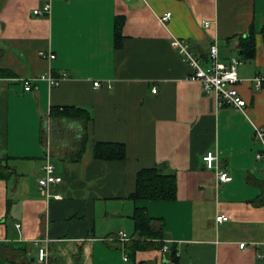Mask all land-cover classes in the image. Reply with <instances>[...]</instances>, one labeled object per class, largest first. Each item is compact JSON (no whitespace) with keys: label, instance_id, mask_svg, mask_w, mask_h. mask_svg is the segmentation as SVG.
<instances>
[{"label":"crops","instance_id":"obj_1","mask_svg":"<svg viewBox=\"0 0 264 264\" xmlns=\"http://www.w3.org/2000/svg\"><path fill=\"white\" fill-rule=\"evenodd\" d=\"M45 1L0 0V264H36L34 241L46 239L50 264H264V161L254 139L264 88L253 84L264 75V0H53L49 16H36ZM252 27L255 57L238 69L247 108L219 107L190 80L173 37L209 71L211 46L228 64ZM77 109L92 117L80 162ZM97 143L124 145L126 158L96 159ZM208 152L232 182L205 168ZM48 156L62 178L50 198L38 184ZM155 167L176 174L177 199L134 202L138 173ZM136 207L159 220L162 240H141ZM222 213L229 220L217 224ZM137 241L148 246L136 250Z\"/></svg>","mask_w":264,"mask_h":264},{"label":"built area","instance_id":"obj_2","mask_svg":"<svg viewBox=\"0 0 264 264\" xmlns=\"http://www.w3.org/2000/svg\"><path fill=\"white\" fill-rule=\"evenodd\" d=\"M52 1L46 0L43 7L39 10L34 11L36 16L46 17L51 14ZM131 1V0H128ZM171 13L167 14L161 19L162 23H166L171 19ZM206 27L209 25L206 24ZM173 48L177 51L182 60L190 67L192 70V75L190 77L191 81L198 82L202 85L203 91L205 93H212L215 95L217 104L219 107H233L242 112L247 108V102L242 98L237 86L242 80L238 76V69L243 64V61L238 57H233L230 59L228 64H223L220 62L219 47L217 44H213L210 48V63L211 68L206 71L202 66V61L197 57L188 46L187 42L174 38L172 41ZM41 58L47 60H54L55 55L53 53H40ZM62 79L51 80L52 84L59 85ZM26 91H31L32 85L31 81L24 80ZM253 84L256 89L264 88V75L257 76L253 79ZM100 83H95V87H99ZM156 94L157 90H153ZM254 139L256 142L261 144L262 150L256 155L257 161H264V129L255 127L254 128ZM203 162L207 170L214 171L217 180L220 183H230L233 178L229 173L223 169L219 162V156L215 152H208L204 158ZM43 177L38 180L40 192L50 198L52 195L51 187L53 185L60 184L62 178L55 175V167L51 162L50 156L46 158L45 164L43 166ZM56 198H61V196H55ZM229 220L227 214H220L216 218L217 224H223ZM121 240H129L125 233H121ZM45 243V247L42 244ZM49 240H36L34 241L35 247L38 249V259L36 264H50L49 262ZM241 249L247 247L246 243L240 245ZM168 248H165L167 250ZM127 260V259H126Z\"/></svg>","mask_w":264,"mask_h":264},{"label":"trees","instance_id":"obj_3","mask_svg":"<svg viewBox=\"0 0 264 264\" xmlns=\"http://www.w3.org/2000/svg\"><path fill=\"white\" fill-rule=\"evenodd\" d=\"M264 40V27L261 30ZM256 31L251 28L250 34L240 40L238 47V56L242 61L253 59L256 53L255 47ZM76 120L83 125L84 134L81 137L76 150L72 156V160L80 162L87 150L88 146V127L92 121V117L84 110H76ZM95 158L103 161H118L126 158V148L121 144L97 143L94 150ZM164 167H155L144 169L138 173L136 192L130 197L134 202L139 201H174L177 199L178 181L176 174L164 173ZM135 221L136 232L141 240H162L163 233L156 231L153 224L156 219L149 216L146 208L136 207L133 215ZM160 246V244H158ZM148 246L146 241H137L133 243L134 249H145ZM176 252L173 253V259Z\"/></svg>","mask_w":264,"mask_h":264}]
</instances>
